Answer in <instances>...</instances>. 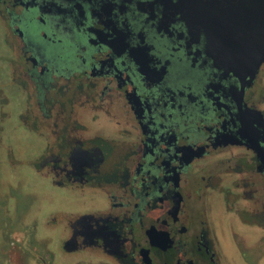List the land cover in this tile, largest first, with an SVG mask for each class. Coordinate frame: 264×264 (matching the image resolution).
<instances>
[{
	"label": "flooded vegetation",
	"instance_id": "flooded-vegetation-1",
	"mask_svg": "<svg viewBox=\"0 0 264 264\" xmlns=\"http://www.w3.org/2000/svg\"><path fill=\"white\" fill-rule=\"evenodd\" d=\"M177 3L0 0V172L30 139L23 186L60 199L2 264H264V63L218 68Z\"/></svg>",
	"mask_w": 264,
	"mask_h": 264
},
{
	"label": "water",
	"instance_id": "water-1",
	"mask_svg": "<svg viewBox=\"0 0 264 264\" xmlns=\"http://www.w3.org/2000/svg\"><path fill=\"white\" fill-rule=\"evenodd\" d=\"M177 5L185 20L206 34L218 68L253 77L264 63V0H178Z\"/></svg>",
	"mask_w": 264,
	"mask_h": 264
},
{
	"label": "rangeland",
	"instance_id": "rangeland-1",
	"mask_svg": "<svg viewBox=\"0 0 264 264\" xmlns=\"http://www.w3.org/2000/svg\"><path fill=\"white\" fill-rule=\"evenodd\" d=\"M10 137H11V141L13 142L11 146L14 148V153H13L14 155L11 156L12 153L10 155L11 159L16 165L20 167L19 168L17 166V170L19 171L21 169L23 173H22V176H20V178L16 176V179L14 180L12 178V173L10 171L11 170L17 171V170L12 168L13 165L10 167L11 168L10 171L7 169V170H3L0 172V230L4 232H6L7 230H9V228H11V223H10L9 225L10 227L7 226L8 228L7 230H5L6 226L4 223L7 221V219L8 221H11V219H14L15 214H18L19 210H21L22 212L27 207H31L34 210L33 212L36 213L37 203L39 206H41L42 204H44L43 202H46L47 200L48 201L54 200L55 203L57 204H59L60 202V199L57 196L52 197L51 195V197L47 199L46 194H44V192H42L41 194L40 193L35 194V190H34L30 194L28 193L29 191L27 187H24L23 185L25 184V182H27L26 179H28L29 181L28 175L25 173H27L28 171H31L29 168L33 167L32 162H34V154L29 153L30 149L28 150L31 144H33V141H31L30 139L21 140V139H18L17 136L15 135H11ZM13 173L15 172L13 171ZM18 190H19V193L21 192L20 197L14 202L13 198H11L10 196L11 194H12V197L15 196ZM33 212H31L30 216L34 217ZM28 220L29 218L26 221ZM17 222L18 220L14 221V223L16 224ZM14 233H17V234H14L12 237L15 240L19 239L20 236H18V227ZM7 243H8V239L6 238V236H0V249L2 248L3 245ZM20 257L21 256L16 255V258H15L16 260L13 261V263L11 264H23V262L19 260L23 258H20ZM2 258H3L2 253L0 252V264L3 263ZM9 262H7V264Z\"/></svg>",
	"mask_w": 264,
	"mask_h": 264
}]
</instances>
